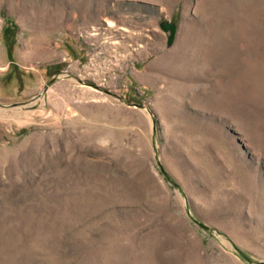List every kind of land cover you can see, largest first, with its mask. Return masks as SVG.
I'll list each match as a JSON object with an SVG mask.
<instances>
[{
  "label": "rangeland",
  "instance_id": "1",
  "mask_svg": "<svg viewBox=\"0 0 264 264\" xmlns=\"http://www.w3.org/2000/svg\"><path fill=\"white\" fill-rule=\"evenodd\" d=\"M0 264H264V0H0Z\"/></svg>",
  "mask_w": 264,
  "mask_h": 264
},
{
  "label": "water",
  "instance_id": "2",
  "mask_svg": "<svg viewBox=\"0 0 264 264\" xmlns=\"http://www.w3.org/2000/svg\"><path fill=\"white\" fill-rule=\"evenodd\" d=\"M161 27L164 30H168L169 31L168 43H170L172 41V38H173L174 33H175L176 24L173 21L163 20L161 22Z\"/></svg>",
  "mask_w": 264,
  "mask_h": 264
}]
</instances>
